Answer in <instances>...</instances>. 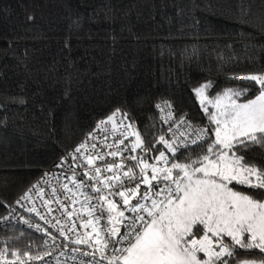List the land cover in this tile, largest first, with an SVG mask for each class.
<instances>
[{"label": "trees", "instance_id": "obj_1", "mask_svg": "<svg viewBox=\"0 0 264 264\" xmlns=\"http://www.w3.org/2000/svg\"><path fill=\"white\" fill-rule=\"evenodd\" d=\"M242 75L248 79H235ZM258 76L264 0H0V218L114 111L138 133L141 157L161 148L159 100L206 125L207 141L176 154L197 166L223 149L196 92L250 101L264 90ZM231 150L258 184L229 187L264 203V132L237 139ZM39 241L34 231L0 226V264H14ZM229 244L227 264L264 263V248L247 235Z\"/></svg>", "mask_w": 264, "mask_h": 264}, {"label": "built area", "instance_id": "obj_2", "mask_svg": "<svg viewBox=\"0 0 264 264\" xmlns=\"http://www.w3.org/2000/svg\"><path fill=\"white\" fill-rule=\"evenodd\" d=\"M154 113L162 128L157 157L138 154L134 130L114 111L11 204L0 226L34 231L40 240L14 264H122L124 249L149 229L164 203L178 198L175 172L192 165L176 154L210 138L206 125L167 100L157 101Z\"/></svg>", "mask_w": 264, "mask_h": 264}, {"label": "rangeland", "instance_id": "obj_3", "mask_svg": "<svg viewBox=\"0 0 264 264\" xmlns=\"http://www.w3.org/2000/svg\"><path fill=\"white\" fill-rule=\"evenodd\" d=\"M256 79L258 83L264 82ZM196 93L200 102H207L212 135L223 151L203 158L190 171L178 175L181 183L178 198L164 203L149 229L124 249L123 264H227L233 251L229 243L239 246L246 235L251 243L264 248V207L254 216L247 198L229 187L231 182L258 184L254 182L256 174L243 170L231 148L237 139L259 128L257 112L264 119V104L258 107L257 103L264 101L258 98L232 102L227 94L211 101L205 91ZM150 155L157 157L158 153ZM248 175L254 180H249ZM244 211L252 214L245 222L241 218Z\"/></svg>", "mask_w": 264, "mask_h": 264}, {"label": "crops", "instance_id": "obj_4", "mask_svg": "<svg viewBox=\"0 0 264 264\" xmlns=\"http://www.w3.org/2000/svg\"><path fill=\"white\" fill-rule=\"evenodd\" d=\"M258 98H262L263 99V101H264V94H259L256 98H254L253 100H255V99H258ZM262 104H264V102H262V103H257V106L259 107L260 105H262ZM263 115H264V112H263ZM259 116H260V120H259ZM257 119H258V121H257V123L259 124V128H256V130H254V131H252V132H249L245 137H247V136H249V135H251V134H253V133H256V132H264V129H263V123L264 122H261V120H263L264 121V119H263V116L262 115H260V113H258L257 112ZM259 122H261V124H262V126H260V123ZM263 129V130H262ZM245 137H242V138H245ZM246 201L254 208V210H253V215L254 216H256V215H258L259 214V210H261V208H263L264 207V204L262 203V204H259V203H254V202H252V201H250V200H248V199H246ZM256 206H257V208H256ZM259 208V209H258ZM250 216H252V214H246V212L244 211L243 212V214H242V220H243V222H245V221H247L248 219H251V217ZM244 218H246V219H244ZM243 233V232H242Z\"/></svg>", "mask_w": 264, "mask_h": 264}, {"label": "water", "instance_id": "obj_5", "mask_svg": "<svg viewBox=\"0 0 264 264\" xmlns=\"http://www.w3.org/2000/svg\"><path fill=\"white\" fill-rule=\"evenodd\" d=\"M134 140H135V145H136V149L140 150L143 147L142 141L138 135V133L136 131H134ZM150 184V179L149 177L146 175L145 176V185L146 187H148Z\"/></svg>", "mask_w": 264, "mask_h": 264}]
</instances>
